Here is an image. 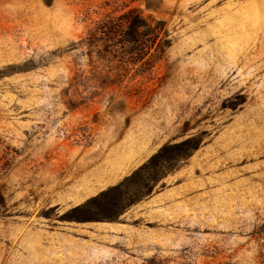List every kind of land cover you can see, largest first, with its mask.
<instances>
[{
  "label": "rangeland",
  "instance_id": "1",
  "mask_svg": "<svg viewBox=\"0 0 264 264\" xmlns=\"http://www.w3.org/2000/svg\"><path fill=\"white\" fill-rule=\"evenodd\" d=\"M0 264H264V0H0Z\"/></svg>",
  "mask_w": 264,
  "mask_h": 264
},
{
  "label": "trees",
  "instance_id": "2",
  "mask_svg": "<svg viewBox=\"0 0 264 264\" xmlns=\"http://www.w3.org/2000/svg\"><path fill=\"white\" fill-rule=\"evenodd\" d=\"M135 25H137V24L135 23ZM137 26L139 27L140 25H137ZM136 42H137V40H136ZM140 44H143L145 46H149V44L147 42H145V41H141ZM122 186H123V183H120L119 185L115 186L114 189L115 190H120L122 188ZM131 194H132V197L129 199L128 202L125 201V199H124L125 203H122V199L121 198H119L116 202L118 204H121V206L125 208V207L135 203L136 201H138L140 199V196L142 194H144V193L140 189H138L137 187H133V189L131 190Z\"/></svg>",
  "mask_w": 264,
  "mask_h": 264
}]
</instances>
